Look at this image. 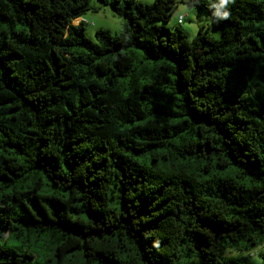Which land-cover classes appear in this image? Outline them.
I'll use <instances>...</instances> for the list:
<instances>
[{
	"label": "trees",
	"instance_id": "1",
	"mask_svg": "<svg viewBox=\"0 0 264 264\" xmlns=\"http://www.w3.org/2000/svg\"><path fill=\"white\" fill-rule=\"evenodd\" d=\"M0 0V264H253L264 237V0ZM264 264V255L263 263Z\"/></svg>",
	"mask_w": 264,
	"mask_h": 264
},
{
	"label": "rangeland",
	"instance_id": "2",
	"mask_svg": "<svg viewBox=\"0 0 264 264\" xmlns=\"http://www.w3.org/2000/svg\"><path fill=\"white\" fill-rule=\"evenodd\" d=\"M142 3H151L153 0H138ZM175 9L170 14L166 25L170 28L179 27L186 36L191 39L200 27H207L211 34L219 36L220 28L213 24L209 19L206 10L199 8L194 0H173ZM86 10L79 18H74L72 24H76L79 20L83 23V30L86 37L96 40L95 30L98 28L107 29L114 34L119 32L124 25V18L115 14L108 3L100 0H89ZM179 15L183 16L181 22L177 21ZM264 255V237L254 245H247L241 242L239 248L228 247L225 250V256L233 257L238 262H248L257 264V259L263 263Z\"/></svg>",
	"mask_w": 264,
	"mask_h": 264
},
{
	"label": "clouds",
	"instance_id": "3",
	"mask_svg": "<svg viewBox=\"0 0 264 264\" xmlns=\"http://www.w3.org/2000/svg\"><path fill=\"white\" fill-rule=\"evenodd\" d=\"M234 2H235V0H219L217 10L215 12H213V14H212L213 17L216 18L213 21L217 22L219 19H223V20L228 19L230 16V12L228 10L221 12L220 9H222V8L227 9L228 6ZM257 264H261L259 259H257Z\"/></svg>",
	"mask_w": 264,
	"mask_h": 264
},
{
	"label": "built area",
	"instance_id": "4",
	"mask_svg": "<svg viewBox=\"0 0 264 264\" xmlns=\"http://www.w3.org/2000/svg\"><path fill=\"white\" fill-rule=\"evenodd\" d=\"M182 19H183V16H182V15H179L178 18H177V21H178V22H181Z\"/></svg>",
	"mask_w": 264,
	"mask_h": 264
},
{
	"label": "crops",
	"instance_id": "5",
	"mask_svg": "<svg viewBox=\"0 0 264 264\" xmlns=\"http://www.w3.org/2000/svg\"><path fill=\"white\" fill-rule=\"evenodd\" d=\"M80 19V17H78Z\"/></svg>",
	"mask_w": 264,
	"mask_h": 264
}]
</instances>
